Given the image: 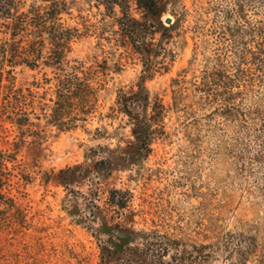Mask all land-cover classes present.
Instances as JSON below:
<instances>
[{"label":"rangeland","instance_id":"rangeland-1","mask_svg":"<svg viewBox=\"0 0 264 264\" xmlns=\"http://www.w3.org/2000/svg\"><path fill=\"white\" fill-rule=\"evenodd\" d=\"M67 1V25L88 34L68 62H107L106 85L85 128L62 132L46 118L22 132L5 126L0 147L20 176L0 222V264H101L103 249L153 238L170 264H264V0H165L152 69L120 44L100 0ZM45 74L54 78L18 68L17 87L47 104ZM139 86L165 108L151 153L117 104ZM76 167L66 188L61 173ZM114 190L128 196L121 216L107 204Z\"/></svg>","mask_w":264,"mask_h":264},{"label":"trees","instance_id":"trees-1","mask_svg":"<svg viewBox=\"0 0 264 264\" xmlns=\"http://www.w3.org/2000/svg\"><path fill=\"white\" fill-rule=\"evenodd\" d=\"M100 3L106 8L107 16L114 19L120 44L131 48L146 60V68L152 69L149 63L153 51L149 39L159 32L154 20L163 13L165 0H100ZM133 7L143 15V20L133 15ZM117 9L120 16H117ZM67 16H70L67 0H42L28 8L18 0H0V145L7 125L22 132L32 126V120L40 122L46 118L49 125L62 132H70L85 128L96 116L99 95L108 77V64L89 66L74 61L71 66L68 56L88 34L84 25L68 26ZM165 31L170 32L169 29ZM18 68L52 71L53 79L44 75V85L54 84L53 98L47 104L37 103L36 94L31 89L17 87ZM33 86L40 89L37 82ZM117 104L120 113L133 126L132 133L139 151L151 153L154 127L164 117L165 108L157 102L152 104L144 86L130 94L121 91ZM80 169L62 171L61 178L66 188L74 180L72 174ZM18 171L20 165L16 155L0 147V222L8 211L15 208L12 191L15 179L20 176ZM107 204L117 216H121L120 212L128 207V196L114 190ZM111 231L126 234L119 226ZM124 240L120 241L123 246ZM123 246L103 249L101 264H170L166 262L170 251L161 239L148 240L143 249L131 247L125 251Z\"/></svg>","mask_w":264,"mask_h":264},{"label":"water","instance_id":"water-1","mask_svg":"<svg viewBox=\"0 0 264 264\" xmlns=\"http://www.w3.org/2000/svg\"><path fill=\"white\" fill-rule=\"evenodd\" d=\"M167 23H168V24H172V21H171V20H168Z\"/></svg>","mask_w":264,"mask_h":264}]
</instances>
